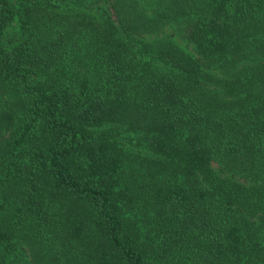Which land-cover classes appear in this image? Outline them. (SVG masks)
<instances>
[{"label":"trees","instance_id":"1","mask_svg":"<svg viewBox=\"0 0 264 264\" xmlns=\"http://www.w3.org/2000/svg\"><path fill=\"white\" fill-rule=\"evenodd\" d=\"M0 264H264V0H0Z\"/></svg>","mask_w":264,"mask_h":264}]
</instances>
